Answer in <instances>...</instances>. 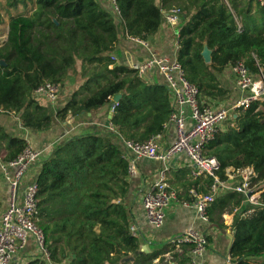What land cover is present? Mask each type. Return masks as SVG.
Masks as SVG:
<instances>
[{"label": "trees", "instance_id": "trees-1", "mask_svg": "<svg viewBox=\"0 0 264 264\" xmlns=\"http://www.w3.org/2000/svg\"><path fill=\"white\" fill-rule=\"evenodd\" d=\"M114 2L118 11L99 0L0 2V25L8 20L7 38L0 42V61H5L0 64V108L19 114L25 128L46 131L53 116L64 121L114 106L111 123L123 140L144 142L162 134L173 110L167 85L148 83L112 55L123 38L147 41L156 35L166 22L163 10L172 8L181 10L177 60L198 86L201 105L228 98L217 76L226 68L243 62L252 74L264 72V6L257 0ZM20 3L21 11L13 15V6ZM205 47L211 51L210 62L202 54ZM78 61L84 82L53 114L34 91L45 81L64 87ZM117 95L119 101L114 100ZM27 146L0 126L3 162L16 159ZM204 152L217 159L221 180L228 179L229 168H253L257 204L228 190L209 205L208 217L222 227L223 214L234 213L233 264H264L249 260L264 256V100L237 109ZM128 163L124 151L98 133H75L52 148L36 179L37 223L49 261L36 256L26 264H192L186 252H175L173 260L160 257L164 249L138 253L141 239L131 230L135 217L127 203ZM200 178L207 189L197 194H208L215 180ZM182 201L192 204L195 197ZM168 246L176 248L171 242ZM185 247L190 251L193 244Z\"/></svg>", "mask_w": 264, "mask_h": 264}, {"label": "built area", "instance_id": "built-area-1", "mask_svg": "<svg viewBox=\"0 0 264 264\" xmlns=\"http://www.w3.org/2000/svg\"><path fill=\"white\" fill-rule=\"evenodd\" d=\"M116 11L114 0H111ZM264 6V0H257ZM181 10L172 8L163 10L165 21L175 26L180 20ZM133 40L148 46L144 40L131 37ZM114 58V57H113ZM115 59V58H114ZM131 68L140 78H146L150 72L162 75L167 85L173 110L169 122L175 125V141L163 149L157 141V136L147 141L123 140L124 147L130 152L126 155L129 163V175L138 172L137 161L140 158H155L167 162L172 156L184 154L190 163V174L194 177L212 176L215 180L208 194L195 195L191 204L200 217L209 221L208 207L215 197L223 190L242 194L251 203H256V195L251 180L255 176L253 168L242 169L235 184L221 180L216 171L219 168L215 157L204 152L206 145L215 139L219 127L229 120L232 114L240 108L248 107L254 101L264 100V72L252 74L248 67L240 62L233 66L236 84L244 94L231 105L204 106L199 102L200 91L197 85L190 82L177 59L151 52L149 56L132 62ZM61 88L50 81H45L34 91L37 99H45L50 103L58 100ZM114 106L111 108V112ZM110 128L114 130L112 123ZM47 155L38 149L27 146L14 160L2 161L1 170L9 185V199L0 221V264H11L21 251L31 242L38 255L49 261V252L45 244V235L37 223L38 215V184L36 180L24 183L33 166L41 164ZM177 192L169 188L165 170L143 195V208L149 224L161 228L167 213L174 201H178ZM131 230L138 236L137 226L132 224ZM176 248L193 244L190 250L192 264H202L199 258L208 246L206 235L195 228H189L171 241Z\"/></svg>", "mask_w": 264, "mask_h": 264}, {"label": "crops", "instance_id": "crops-1", "mask_svg": "<svg viewBox=\"0 0 264 264\" xmlns=\"http://www.w3.org/2000/svg\"><path fill=\"white\" fill-rule=\"evenodd\" d=\"M99 1L108 8L115 10L111 0ZM177 25L172 26L164 22L161 30L146 41L148 46L142 45L131 37L123 38L112 56L118 64L129 66L136 60L146 58L151 52L168 56L171 59H177L179 36ZM217 76L221 85L228 91V98L222 101H215L213 106L231 105L244 95L236 84V75L232 67L226 68L225 71L219 73ZM145 80L150 84H165L162 75L156 71L150 72ZM83 82L84 79L80 76L77 87L70 83L71 88L68 90L67 97H65L66 100L71 92L77 89ZM65 102L62 103L59 100L53 110L50 106H53L55 102H48V104L45 105L48 106L50 112L55 114L56 110L61 108ZM111 113V107H106L90 112H83L77 116L70 115L64 121H60L56 116H53V126L49 130L37 131L25 128L19 114L5 111V109L0 108V126L3 127L9 135L26 140L29 146L43 151L46 155L50 153L52 148L67 140L72 134L82 132H92L106 136L124 151L125 155H130V152L123 145V139L115 130L110 128ZM156 136L161 148H167L176 139L175 125L168 121L165 125V131ZM1 164L2 161L0 160V221L9 199V185L1 170ZM137 167L138 172L128 178L130 188L127 195V203L131 206L133 211L135 217L134 223L137 226L138 237L141 239V246L138 253L145 252L143 248L146 249L147 253L164 249L160 257H164L166 260H173V254L175 252H186L187 256L191 257L190 251H186L188 247H185V245L175 248L174 251L170 250V246H165L173 238L181 235L187 229L195 228L206 235L209 242L206 250L199 258V262L202 264H233L231 261V250L229 251L228 247L230 235H232L234 239L232 231L234 213L226 212L223 214L224 226L221 227L212 224L210 221L203 220L191 204L183 203L182 201L188 196H194L196 199L195 195H198L197 192L202 193L207 189L204 178H200L202 176L194 177L190 174V163L188 158L184 154H177L172 156L165 163L155 158H140L137 161ZM39 169L40 164L33 166L29 175L24 180V183L36 180ZM163 169L165 170L166 181L169 188L176 191L181 200L174 201L171 204L164 225L161 228H155L149 224L146 218L143 208V195L148 188L159 179ZM227 176L229 177L228 182L231 185L238 181L240 173L234 172L233 168H229L227 170ZM225 191L228 190H223L219 194ZM259 195L260 193L256 195V199ZM245 203L252 205L257 204V202H249L246 197ZM36 256L39 255L30 242L11 264H26ZM158 260L159 258H157L155 262H158ZM249 260L253 263H264V256L250 258Z\"/></svg>", "mask_w": 264, "mask_h": 264}, {"label": "rangeland", "instance_id": "rangeland-1", "mask_svg": "<svg viewBox=\"0 0 264 264\" xmlns=\"http://www.w3.org/2000/svg\"><path fill=\"white\" fill-rule=\"evenodd\" d=\"M0 2L2 3H5V0H0ZM22 4H18V5H15L13 6L12 8V13L13 15H16L19 13V11H21L19 9V7L21 8ZM8 20L3 24V25H0V42H4L7 38V35H8V26H7V23ZM77 72L76 73H72L68 79V82H66L67 84H65L64 87H60L61 88V92L59 94V98L58 100L53 104V106H50V108L53 110L54 107L56 106L57 102L60 100V102L64 103L66 101V98L67 97V94H68V90L71 88V85L70 83L74 84L75 87L78 86L79 84V79H80V70H81V62L78 61L77 62ZM42 104H48L47 101L45 100H42V99H38ZM219 107V106H218Z\"/></svg>", "mask_w": 264, "mask_h": 264}, {"label": "water", "instance_id": "water-1", "mask_svg": "<svg viewBox=\"0 0 264 264\" xmlns=\"http://www.w3.org/2000/svg\"><path fill=\"white\" fill-rule=\"evenodd\" d=\"M202 54H203V56H204V58H205V60L207 62H210L211 61V51L207 47L204 48V51L202 52ZM0 64L4 65L5 64V61H0ZM120 98H121V95H117V96H115L114 100L115 101H119ZM232 243H233V236L230 235V243H229V247H228V250L229 251L231 250ZM143 251L146 252V249L143 248Z\"/></svg>", "mask_w": 264, "mask_h": 264}]
</instances>
